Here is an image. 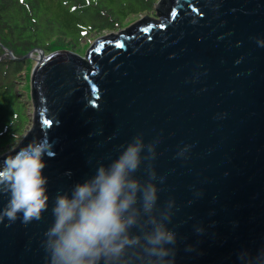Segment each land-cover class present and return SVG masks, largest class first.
<instances>
[{
    "label": "water",
    "instance_id": "obj_1",
    "mask_svg": "<svg viewBox=\"0 0 264 264\" xmlns=\"http://www.w3.org/2000/svg\"><path fill=\"white\" fill-rule=\"evenodd\" d=\"M158 11L159 23L104 36L84 59L36 52L40 134L56 142L44 158L49 210L0 225V264H46L56 196L138 133L161 140L154 166L167 174L161 202L172 196L179 208L176 264H237L242 249L264 248V0H161ZM183 144L194 145L186 163L173 159ZM135 176L147 179L144 166Z\"/></svg>",
    "mask_w": 264,
    "mask_h": 264
},
{
    "label": "clouds",
    "instance_id": "obj_2",
    "mask_svg": "<svg viewBox=\"0 0 264 264\" xmlns=\"http://www.w3.org/2000/svg\"><path fill=\"white\" fill-rule=\"evenodd\" d=\"M256 44L264 48V39ZM22 142L18 139L10 153L0 157V197L6 201L0 208V225H28L41 221L49 210L44 158H54L56 142L46 135L23 146ZM160 143L159 134L148 142L143 133L136 134L119 146L108 165L100 164L92 177L56 196L52 221L42 234L46 264H176L178 232L173 219L179 208L172 196L161 202L167 174L158 175L154 166ZM193 147L179 146L173 159L186 163ZM142 166L144 182L135 176ZM204 231L194 226L196 234ZM184 251L194 248L185 245ZM236 261L264 264V248L255 254L242 249Z\"/></svg>",
    "mask_w": 264,
    "mask_h": 264
},
{
    "label": "trees",
    "instance_id": "obj_3",
    "mask_svg": "<svg viewBox=\"0 0 264 264\" xmlns=\"http://www.w3.org/2000/svg\"><path fill=\"white\" fill-rule=\"evenodd\" d=\"M160 1L0 0V153L18 140L29 121L26 117L27 106L22 100L30 101L33 108L32 131L27 143L41 136L39 95L29 77V55L34 54L35 50L45 54L66 51L84 59L98 39L84 45L83 56L76 48L85 40L89 42L95 34L121 30L130 23L127 20L142 14L157 20L149 17L141 20L139 17L140 20L134 25L107 37L115 38L136 24L145 26L159 23ZM23 92L24 96L21 95Z\"/></svg>",
    "mask_w": 264,
    "mask_h": 264
},
{
    "label": "rangeland",
    "instance_id": "obj_4",
    "mask_svg": "<svg viewBox=\"0 0 264 264\" xmlns=\"http://www.w3.org/2000/svg\"><path fill=\"white\" fill-rule=\"evenodd\" d=\"M145 16H147V17H149V18H154L153 16H148L147 14H142L141 16H139L140 17V19H142L143 17H145ZM139 17H136V18H130L129 20H127L126 22H128V21H130V23H127L126 25H124V27L121 29V30H115V31H108V32H102V33H99V34H95V35H93L90 39V41L89 42H86L87 40H85L84 42H82V44L80 45V47H78V48H76L77 50V52H79V55H81V56H83L84 55V50H85V48H84V45L86 44H89V43H92L93 41H95V40H97V39H99V38H102V37H104V36H107V35H110V34H113V33H118L119 31H122L123 29H126V28H128V27H130L131 25H133V24H135V22L136 21H138V19H139ZM139 19V20H140ZM154 20H157V18H154ZM83 48H84V50H83ZM88 50V49H87ZM38 50H35L34 51V54H32V55H29L28 57H27V60L28 61H30V63H29V65H30V76H31V72H32V70H33V68L35 67V65H36V63H37V61L39 60V53H36ZM41 51V50H40ZM63 52H66V51H63ZM42 53L44 54V56H49V55H51V54H54V53H59V52H52V53H47V54H45L43 51H42ZM73 54H76V53H73ZM77 55V54H76ZM83 58V57H82ZM85 61H87V60H85ZM25 73H26V71H25ZM29 76V77H30ZM21 95H25V92H23ZM22 96V97H23ZM23 101V103L25 104V106H27V108H26V117H28V119H29V121L26 123V125L23 127V130H22V134L18 137V139L19 140H23L24 139V137L27 135V133L29 132V130H30V128L32 127V125H31V118H32V115H33V108H32V105H31V102L30 101H26V100H22ZM16 141H17V139L12 143V144H10V146H8L7 148H5V150L3 151V152H1L0 153V157L2 156V155H5V154H8V153H10V149L12 148V146L16 143Z\"/></svg>",
    "mask_w": 264,
    "mask_h": 264
}]
</instances>
